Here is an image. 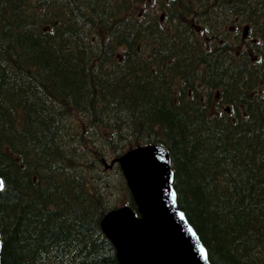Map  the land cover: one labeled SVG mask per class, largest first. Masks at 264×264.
I'll return each instance as SVG.
<instances>
[{
    "label": "trees",
    "instance_id": "1",
    "mask_svg": "<svg viewBox=\"0 0 264 264\" xmlns=\"http://www.w3.org/2000/svg\"><path fill=\"white\" fill-rule=\"evenodd\" d=\"M135 5L0 0V264H118L114 160L152 143L210 264H264V0Z\"/></svg>",
    "mask_w": 264,
    "mask_h": 264
},
{
    "label": "water",
    "instance_id": "2",
    "mask_svg": "<svg viewBox=\"0 0 264 264\" xmlns=\"http://www.w3.org/2000/svg\"><path fill=\"white\" fill-rule=\"evenodd\" d=\"M117 162L137 213L124 206L100 221L116 250L118 264H210L196 232L176 204L170 158L164 148L137 146Z\"/></svg>",
    "mask_w": 264,
    "mask_h": 264
},
{
    "label": "rangeland",
    "instance_id": "3",
    "mask_svg": "<svg viewBox=\"0 0 264 264\" xmlns=\"http://www.w3.org/2000/svg\"><path fill=\"white\" fill-rule=\"evenodd\" d=\"M165 1H167V0H165ZM161 2H163V1H161V0H155L154 1V3H155V5H159V3H161ZM164 3V2H163ZM140 2L139 1H137L136 0V5H135V13L137 14V15H139V13H140V11H143L144 9H142L141 7H140ZM138 12V13H137ZM159 14H161V12L160 13H158V15ZM226 26V29L227 28H229L230 26H231V24H228V25H225ZM240 31V32H239ZM241 31H242V29H239V28H233L232 30H227V33H226V37L228 38V39H232L234 42H235V44H236V48H238V49H241V48H243L244 50H246V49H248V47H249V42H250V40H251V38H249V36L247 37V38H245V39H242L241 38ZM240 40V41H239ZM101 164L102 165H106L107 164V162L104 160L103 161V159L101 160Z\"/></svg>",
    "mask_w": 264,
    "mask_h": 264
},
{
    "label": "bare ground",
    "instance_id": "4",
    "mask_svg": "<svg viewBox=\"0 0 264 264\" xmlns=\"http://www.w3.org/2000/svg\"><path fill=\"white\" fill-rule=\"evenodd\" d=\"M246 6V5H245ZM229 11V10H228ZM138 13V12H137ZM219 13V12H218ZM228 15H229V13H228ZM221 18V17H220ZM229 18V17H228ZM246 18V17H245ZM221 20V19H220ZM36 21V20H35ZM264 21V20H263ZM217 23V22H216ZM221 23H222V21H221ZM256 25V24H255ZM258 25V24H257ZM215 27V26H214ZM218 27V26H217ZM85 28H87V27H85ZM253 30V29H252ZM64 31H65V29H64ZM122 34V33H121ZM212 38V37H211ZM260 38V37H259ZM169 48V47H168ZM221 56V55H220ZM148 58V57H147ZM209 63V62H208ZM167 68V67H166ZM212 72V71H211ZM185 74V73H184ZM190 80V79H189ZM211 91V90H210ZM192 111V110H191ZM236 113V112H235ZM234 115V114H233ZM236 119V118H235ZM255 119V118H254ZM222 125V124H221ZM10 143V142H9ZM145 145H149V144H145ZM15 150V149H14ZM165 150H166V148H165ZM166 152L168 153V151L166 150ZM169 154V153H168ZM104 161V160H103ZM97 179V178H96ZM105 183V182H104ZM103 193V192H102ZM102 211V210H101ZM100 215V214H99ZM1 240V239H0Z\"/></svg>",
    "mask_w": 264,
    "mask_h": 264
},
{
    "label": "snow or ice",
    "instance_id": "5",
    "mask_svg": "<svg viewBox=\"0 0 264 264\" xmlns=\"http://www.w3.org/2000/svg\"><path fill=\"white\" fill-rule=\"evenodd\" d=\"M3 187H4V184H3V182H0V190H2V189H3Z\"/></svg>",
    "mask_w": 264,
    "mask_h": 264
}]
</instances>
